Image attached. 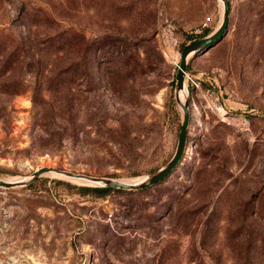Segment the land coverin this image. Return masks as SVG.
<instances>
[{
    "label": "rangeland",
    "instance_id": "obj_1",
    "mask_svg": "<svg viewBox=\"0 0 264 264\" xmlns=\"http://www.w3.org/2000/svg\"><path fill=\"white\" fill-rule=\"evenodd\" d=\"M230 2L226 36L189 61L178 169L104 196L53 175L0 189V264H264V0ZM222 16L219 0H0V180L164 167L181 53Z\"/></svg>",
    "mask_w": 264,
    "mask_h": 264
},
{
    "label": "water",
    "instance_id": "obj_2",
    "mask_svg": "<svg viewBox=\"0 0 264 264\" xmlns=\"http://www.w3.org/2000/svg\"><path fill=\"white\" fill-rule=\"evenodd\" d=\"M223 7V16L217 30L210 36L200 39L187 46L181 53V62L176 75L175 100L183 112V123L179 134L176 152L173 158L161 169L147 175L139 183L130 184L121 180L107 177H95L84 174L68 172L49 167H43L36 170L24 181H4L0 180V189L11 190L15 188H24L33 185L40 178L47 175H53L60 178L69 179L80 183L85 187L117 189L124 191H143L151 188L170 177L181 164L185 155L188 142V129L190 124V107L187 96L186 76L189 74V61L201 54L206 53L209 49L219 43L228 33L231 15L230 0H219ZM182 95H185L184 101Z\"/></svg>",
    "mask_w": 264,
    "mask_h": 264
},
{
    "label": "trees",
    "instance_id": "obj_3",
    "mask_svg": "<svg viewBox=\"0 0 264 264\" xmlns=\"http://www.w3.org/2000/svg\"><path fill=\"white\" fill-rule=\"evenodd\" d=\"M80 190L83 191L84 193H94V194H97V195H100V196H104V195H106V194H108L110 192H115V191L120 192L117 189L93 188V187H84V186H81Z\"/></svg>",
    "mask_w": 264,
    "mask_h": 264
},
{
    "label": "built area",
    "instance_id": "obj_4",
    "mask_svg": "<svg viewBox=\"0 0 264 264\" xmlns=\"http://www.w3.org/2000/svg\"><path fill=\"white\" fill-rule=\"evenodd\" d=\"M211 24H212V18H208L207 21L204 22L203 24V29L210 28ZM187 78L191 81L193 86L198 87V88L200 87V83L197 81L198 79L191 78L189 74L187 75Z\"/></svg>",
    "mask_w": 264,
    "mask_h": 264
},
{
    "label": "bare ground",
    "instance_id": "obj_5",
    "mask_svg": "<svg viewBox=\"0 0 264 264\" xmlns=\"http://www.w3.org/2000/svg\"><path fill=\"white\" fill-rule=\"evenodd\" d=\"M182 100L184 101V98H185V95H182ZM25 179H14L12 181H24ZM142 179H129V180H123V182H126V183H130V184H136V183H139Z\"/></svg>",
    "mask_w": 264,
    "mask_h": 264
}]
</instances>
